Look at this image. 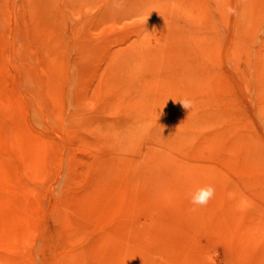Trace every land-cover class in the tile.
<instances>
[{"label": "rangeland", "instance_id": "1", "mask_svg": "<svg viewBox=\"0 0 264 264\" xmlns=\"http://www.w3.org/2000/svg\"><path fill=\"white\" fill-rule=\"evenodd\" d=\"M0 264H264V0H0Z\"/></svg>", "mask_w": 264, "mask_h": 264}, {"label": "clouds", "instance_id": "2", "mask_svg": "<svg viewBox=\"0 0 264 264\" xmlns=\"http://www.w3.org/2000/svg\"><path fill=\"white\" fill-rule=\"evenodd\" d=\"M180 103L185 109L191 107V102L188 100H180ZM215 191V188L211 185L198 188L195 193L191 194L190 202L195 207H207L210 200L214 198Z\"/></svg>", "mask_w": 264, "mask_h": 264}]
</instances>
